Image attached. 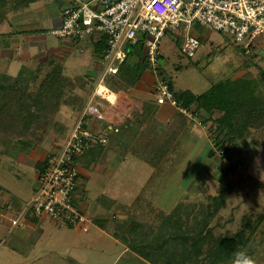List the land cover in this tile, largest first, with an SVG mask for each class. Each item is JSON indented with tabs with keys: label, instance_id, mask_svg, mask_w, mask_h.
<instances>
[{
	"label": "rangeland",
	"instance_id": "1",
	"mask_svg": "<svg viewBox=\"0 0 264 264\" xmlns=\"http://www.w3.org/2000/svg\"><path fill=\"white\" fill-rule=\"evenodd\" d=\"M60 1L59 6L56 0H9L6 5L7 21L0 26V31L14 30L16 22H41L44 12L48 10L54 9L58 14L68 2ZM89 6L95 8L96 5L92 3ZM50 30L51 27H43L41 32L48 46L58 41ZM192 31L199 35V31L203 33L204 28L196 23L188 25L182 21L177 31L167 30L159 43L161 54L155 66L147 58L144 64L139 62L138 57L142 56L144 46V37L140 36L129 53L116 60V71L112 75L118 72L124 75L129 83L127 89L140 81L145 72L152 74L155 71L158 74L164 70L163 77L171 80L176 92L186 89L201 94L224 79L232 88L233 85L241 84H236L234 80L240 82L241 79H250L259 71H264V35L236 42L226 32L209 31L206 36L199 35V44L194 55L189 57L182 51V46ZM99 36L102 34L96 32L91 40L96 42ZM3 38H0V42ZM92 41L87 37L76 43L73 51L83 57L82 62L93 51ZM78 46L85 47V50L79 52ZM122 60L125 64L120 66ZM79 72L89 74L95 71L85 67ZM79 72L70 70L67 74L72 78ZM112 75L106 76L107 85ZM98 79L91 88H95ZM87 95H90V91ZM113 97L111 102L115 101ZM182 111L191 118L192 124L188 131L182 130L183 134L176 137L170 147L163 143L170 149L171 158L160 163L155 172L137 157L134 144L150 139L147 152L159 147L164 150L166 147L162 142L167 138V133L178 130L179 126L175 122L165 125V130L162 127L164 125H155L147 118L154 130L150 131L151 127L147 128L146 125V129L138 130L133 135L134 139H130L129 135L123 136V148L117 153L125 156V159L120 165L116 164V160L100 158L99 162L107 172L88 166L95 159L92 151L98 152L97 144L93 143L84 154L75 156V165L82 172L74 196L76 204L90 219L88 231H82L77 226H59L47 217H24L22 226L10 229L8 220L0 217V264H150L112 236L106 228L114 230L120 220L129 217L128 212L147 209L144 203L139 204V200H149L166 212L184 195L196 201L208 200L209 195L219 192L220 183L216 175L227 163L219 152L208 156L209 144L214 143V140L207 125L199 123L191 112ZM45 114L48 116L36 119V123L26 129L11 123L12 119L5 113L0 114V215L17 216L36 190L37 160L31 158L30 153L43 151L46 158L56 152L80 115L78 108L65 104L59 106L56 114ZM22 129L25 131L22 132ZM173 147L178 152H184L182 159L171 160L177 154L171 150ZM5 148H8V152H2ZM231 150L233 160L240 166L234 175L227 176L233 192L219 215L227 217L233 213L238 217L251 207L264 211V128L252 129L251 134L235 142ZM243 251L256 264H264V218L255 227ZM195 264L207 263L200 261Z\"/></svg>",
	"mask_w": 264,
	"mask_h": 264
},
{
	"label": "trees",
	"instance_id": "2",
	"mask_svg": "<svg viewBox=\"0 0 264 264\" xmlns=\"http://www.w3.org/2000/svg\"><path fill=\"white\" fill-rule=\"evenodd\" d=\"M7 2L9 0H0V23L6 18ZM99 38L93 42V52L103 57L107 42L105 37ZM138 59L140 63L146 62L145 56H139ZM45 64H50V70L37 87H33L32 83L38 79L39 72L27 67H21L15 77L0 72V114L8 115L12 119L11 123L14 122L16 126L26 129L35 124L36 119L47 117L45 112L53 113L61 103L73 104L76 101L72 92L82 84L83 77H66L62 63L52 58ZM122 64L125 61L122 60L120 66ZM158 75L173 91L175 105L180 110L172 120L179 126L178 130L168 132L162 144L166 143L170 147L182 130L184 132L192 124L191 118L182 109L194 114L199 123L207 125L210 136H213L216 147L209 141L208 156L219 152L227 162L216 175L220 190L215 195H209L206 201H196L184 195L169 212L149 200H139V204L144 203L147 209L128 212L126 220H120L114 230L106 228V231L150 264H195L200 261L207 264H230L234 253L243 251L255 227L264 218V211L252 207L246 208L238 217L233 213L227 217L219 215L233 192L227 176L234 175L240 166V163L233 160L231 146L250 135L252 129L264 128V71H259L250 79H241L240 82L234 80L236 84H241L233 85L232 88L224 79L201 94L186 89L176 92L171 80L163 77L164 70H160ZM128 84L127 78L118 72L110 77L108 87L118 92L126 90ZM110 131L105 137V143H94L100 151L112 143L115 134L122 137L126 135L119 132V129ZM132 134L129 135L130 139L135 137ZM167 147L164 150L155 148L151 152L148 162L154 172L160 163L171 158ZM171 150L177 152L171 160L181 159L184 155L176 147ZM3 151L8 152V148ZM47 159L36 162L38 171L45 166ZM33 217L31 212L26 215V218Z\"/></svg>",
	"mask_w": 264,
	"mask_h": 264
},
{
	"label": "built area",
	"instance_id": "3",
	"mask_svg": "<svg viewBox=\"0 0 264 264\" xmlns=\"http://www.w3.org/2000/svg\"><path fill=\"white\" fill-rule=\"evenodd\" d=\"M92 3L95 8L89 6ZM182 21L188 25L199 24L208 32H226L236 42L247 37L254 39L264 35V0H68L60 10V26L50 32L62 39H86L96 32L105 37L107 48L103 55V70L92 98L111 102L114 97L110 98L109 93L112 96L114 93L106 83V76L116 71V60L126 56L143 36V55L155 66L161 54V39L167 30L177 31ZM199 37L195 31L187 36L182 46L187 56L194 55ZM101 86L103 92L99 89ZM155 98L158 103L174 102L173 91L165 80H158ZM82 117L66 140L58 145L57 151L47 156L45 166L37 172L36 190L24 208L15 217L5 213L0 215L8 220L10 229L22 226V218L31 212L33 216L47 217L59 226H77L88 231L90 219L76 204L74 196L80 180L74 158L93 143H105L106 138L86 128ZM212 146L216 147L215 143Z\"/></svg>",
	"mask_w": 264,
	"mask_h": 264
},
{
	"label": "crops",
	"instance_id": "4",
	"mask_svg": "<svg viewBox=\"0 0 264 264\" xmlns=\"http://www.w3.org/2000/svg\"><path fill=\"white\" fill-rule=\"evenodd\" d=\"M59 1L60 0H56L58 5L61 2ZM58 5L57 7L60 6ZM53 10L44 12V18L41 19V22L35 20L25 23L16 22V28L14 30L0 31V38L5 37L0 42V72L15 77L21 70V67H27L29 70L39 72L38 79L32 83L33 87H37L46 72L50 70V64H45L49 58L62 63L63 74L68 78L70 77L67 73L70 70L79 72V70L81 71V69L85 67L87 70H94L95 72L89 74H82V72H79L71 76V79H77L82 76L84 80L80 86H76L73 89L72 93L76 95V101L73 104H61L72 106V108H78L80 113L78 120L83 116V125L95 135L106 137L108 134L107 130L112 129L116 131L119 129V132H122V134L130 135L135 131H142L146 129V127L149 128V126L151 127L150 131H153L154 128L150 125V122H147V118H150L151 122H154L155 125H164L162 126L164 129L167 128L165 125L173 122V118L180 110H177L179 108L175 105V101H165L164 103H158L156 101L155 86L160 77L155 71H152V74H147L145 72L143 77L140 78V81H137L134 86H130L126 90L118 92L112 90L115 101L111 103L106 100L92 98L93 88H91V86L102 73L100 71L103 70V57L96 56L92 51L88 59L82 62L83 57L74 54L73 51L76 48V43H78L77 39H62L57 37V43L48 46L44 40L43 33H41L43 27H51L52 30L60 26V11L56 14ZM6 18L0 23V26L7 21ZM7 24L6 27H8ZM207 32L208 31L204 29L203 33L199 31V35L204 36ZM102 37L104 36L102 35ZM88 38H90L91 42L92 37ZM77 50L82 52L85 50V47L78 46ZM143 54L144 52L142 56H144ZM86 90H88V92L90 91V95H87L88 92H86ZM109 97L112 98L113 96L109 93ZM59 106L55 109L54 114H56ZM135 125L137 127H135ZM113 134H115V132ZM119 135L115 134L112 143H110L105 150L103 149L100 151L97 148V154L96 151H92L95 159L91 160L88 164L90 169H100V172H107L104 170L103 164L99 162L100 158H104L106 161H108V159L116 160L117 165H120L119 163L124 161L125 156H120L119 153H117L118 150L123 148V141L120 142L123 137ZM149 142L150 139H144L142 142L136 143V145L134 144L139 152L134 150V153L138 158H141L143 162L150 166L148 159L152 153L146 151L150 144ZM30 157L37 161L45 159L43 151L40 153L35 151L31 152ZM81 172L82 171H80V174Z\"/></svg>",
	"mask_w": 264,
	"mask_h": 264
},
{
	"label": "clouds",
	"instance_id": "5",
	"mask_svg": "<svg viewBox=\"0 0 264 264\" xmlns=\"http://www.w3.org/2000/svg\"><path fill=\"white\" fill-rule=\"evenodd\" d=\"M232 264H256V262L253 258L241 250L234 253Z\"/></svg>",
	"mask_w": 264,
	"mask_h": 264
},
{
	"label": "bare ground",
	"instance_id": "6",
	"mask_svg": "<svg viewBox=\"0 0 264 264\" xmlns=\"http://www.w3.org/2000/svg\"><path fill=\"white\" fill-rule=\"evenodd\" d=\"M102 92L104 91V88L101 86L100 88H99Z\"/></svg>",
	"mask_w": 264,
	"mask_h": 264
}]
</instances>
